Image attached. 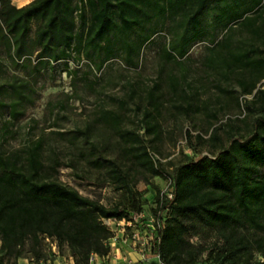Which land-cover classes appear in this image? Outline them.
Listing matches in <instances>:
<instances>
[{"label": "trees", "instance_id": "1", "mask_svg": "<svg viewBox=\"0 0 264 264\" xmlns=\"http://www.w3.org/2000/svg\"><path fill=\"white\" fill-rule=\"evenodd\" d=\"M210 6L229 34L209 49L207 63L226 80L234 76L241 94L252 96L243 106L255 117L246 138H233L214 158L175 168L173 197L162 196L159 204L166 218L153 248L165 264H200L204 252L209 264H264V175L259 173L264 167V87L258 86L264 80V49L235 45L232 39L238 28L264 44V0H33L22 7L0 0V264H18L27 249L41 260L45 239L66 245L74 264H90L92 255L107 256L113 232L105 221H131L129 206L136 194L131 170L150 178L165 175L143 136L123 128L126 101L117 109L102 108L84 129L53 134L70 136L79 157L103 172L128 201L107 207L60 181L59 159L54 152L47 154L43 136L8 149L36 93L17 71L29 70L33 58L35 69L62 63L77 95L80 80L71 61L84 57L101 70L123 53L128 64L137 66L135 56L169 22L174 39L163 56L183 65L189 50L207 36L201 21ZM137 31L146 35L135 40ZM167 80L170 93L181 99L180 78L172 74ZM159 88L158 83L149 92L152 110L144 109L142 118L146 136L155 139L162 132L155 114L165 104L162 95H155ZM182 94L192 99L186 90ZM189 101L186 108L174 106L187 115L197 112ZM237 104L242 105L239 99ZM113 138L130 170L119 158L105 155ZM186 139H192L191 132ZM204 231L216 233L222 244L206 250L190 242Z\"/></svg>", "mask_w": 264, "mask_h": 264}, {"label": "rangeland", "instance_id": "2", "mask_svg": "<svg viewBox=\"0 0 264 264\" xmlns=\"http://www.w3.org/2000/svg\"><path fill=\"white\" fill-rule=\"evenodd\" d=\"M31 1L33 0H12L18 7ZM217 14L214 6L208 7L201 21L207 36L189 50L182 60L183 65L168 61L163 56L165 47L174 39L169 22L135 56L137 66L128 64L123 53L105 62L101 70H97L96 65L84 57L71 61L70 68L78 71L80 80L77 95L73 94L71 78L62 63L55 64L53 69L45 66L35 69L37 61L33 58L34 63L29 70L17 71L21 77L31 82L36 93L34 104L28 106L24 118L18 123L16 138L7 143L8 149L20 148L43 136L46 138L47 154L54 152L59 159L61 167L58 168L57 177L60 181L107 207H112L121 200L128 201L124 198V193L109 182L103 172L88 166L79 157L76 146L68 140L70 136L63 138L53 134L84 129L87 124L97 119L102 108L117 109L121 107V101H126L125 108L121 110L124 115L123 128L138 131L153 158L163 164V177L150 178L145 173L137 174L136 170H131L136 191L129 206L133 226L129 228L130 220L122 225H118L115 220H106L113 236L119 237L116 247L120 251L110 248L109 254L98 258L94 264H124V261H131L133 264H157L158 254L154 251V242L150 237L156 238L163 227L166 212L160 211L159 204L161 197L171 190V176L175 168L202 157L214 158L228 148L233 138H246L251 132L255 116L250 115L243 106V100H251L252 96H243L234 76L226 80L206 60L210 56L209 49L214 46L216 49L229 34L223 25L217 23ZM150 27L148 25L147 29ZM237 30L232 38L235 45L244 43L247 48L254 45L264 49L260 40L238 28ZM141 34L146 35L143 31H137L133 39L137 40ZM9 72L13 73L12 70ZM172 74L181 80V99L170 93L167 79ZM158 83L160 88L155 91V95H162L161 101L165 104L155 114L162 130L160 137L155 139L153 135L146 136L142 118L144 109L148 107L152 110L147 97ZM258 86L264 87V80ZM183 90L192 95L190 101L189 96H183ZM237 99L241 106L237 104ZM188 101L197 112L192 111L187 115L175 108L180 105L186 108ZM98 131L97 129L95 132ZM187 131L192 135L190 141L186 139ZM115 141V138L111 139V146L105 155L108 159L119 158L124 168L130 170L121 146H117ZM259 173L264 175V167L260 168ZM124 229L127 233H140V241L127 239L126 242ZM147 234L149 238L146 237ZM144 242L148 244L145 243L147 245L144 246ZM190 242L206 250L222 244L219 236L210 231L192 235ZM207 254L204 252L201 255L200 264H209ZM17 263L74 264V261L72 251L66 245L60 246L52 239H45L41 260L33 258L27 249Z\"/></svg>", "mask_w": 264, "mask_h": 264}, {"label": "built area", "instance_id": "3", "mask_svg": "<svg viewBox=\"0 0 264 264\" xmlns=\"http://www.w3.org/2000/svg\"><path fill=\"white\" fill-rule=\"evenodd\" d=\"M166 195H167V197H168L169 199H172V197H173V195H172V190H170ZM117 222H118V221H117ZM125 223H126V220L119 221V222H118V225H122V224H125ZM128 226H129V228H131V227L133 226V222H132V221H129ZM130 232H131V231H130ZM123 234H124V239H126V242H127V239H132V240L135 241V242L140 241V235H139L140 233H138V232L127 233V230L124 229V230H123ZM130 234H132V235H130ZM146 237L149 238V235L147 234ZM118 239H119V237H117V236L115 235V236H113V237L109 240V246H110V248H111L112 250H113L114 248H117L116 245H117V241H118ZM148 240H149V239H148ZM150 240H153V237H150ZM145 243L148 244V242H144V243H143L144 246L147 245V244H145ZM117 250L120 251L119 248H117ZM98 258H100L98 255H92L91 260H90V264H94V262H95ZM124 262H126V263H124V264H133L131 261H124ZM157 263H158V264H165L164 262H162V260L160 259V256H159V255L157 256Z\"/></svg>", "mask_w": 264, "mask_h": 264}]
</instances>
